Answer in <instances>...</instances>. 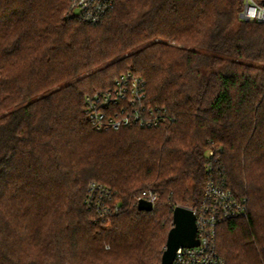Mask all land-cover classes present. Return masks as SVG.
<instances>
[{"label": "trees", "instance_id": "16d2710c", "mask_svg": "<svg viewBox=\"0 0 264 264\" xmlns=\"http://www.w3.org/2000/svg\"><path fill=\"white\" fill-rule=\"evenodd\" d=\"M72 2L0 0V264H162L213 147L248 199L217 227V251L264 264V24L240 17L244 0H117L97 24ZM129 72L171 120L97 131L85 98ZM91 181L120 208L109 225L85 203ZM146 189L151 212L138 210Z\"/></svg>", "mask_w": 264, "mask_h": 264}, {"label": "built area", "instance_id": "2783aa9c", "mask_svg": "<svg viewBox=\"0 0 264 264\" xmlns=\"http://www.w3.org/2000/svg\"><path fill=\"white\" fill-rule=\"evenodd\" d=\"M116 1L73 0L70 16L85 23L97 24ZM240 17L264 24V4L244 0ZM85 113L97 131H116L135 126L155 129L171 120L164 109L148 104L145 81L131 72L117 77L111 88L89 94L85 98ZM221 154L222 150L214 147L208 152L203 196L200 203L191 208L196 217L199 246L179 249L172 264H227L217 251V227L232 219L245 218L248 199L237 196L229 188L222 171ZM141 199L155 207L160 198L152 189H146L141 193ZM85 203L89 209L98 211L102 222L108 225L110 219L120 212L113 193L95 181L88 184Z\"/></svg>", "mask_w": 264, "mask_h": 264}, {"label": "water", "instance_id": "95a60500", "mask_svg": "<svg viewBox=\"0 0 264 264\" xmlns=\"http://www.w3.org/2000/svg\"><path fill=\"white\" fill-rule=\"evenodd\" d=\"M153 204L143 199L138 202V210L151 212ZM198 227L196 217L191 208L177 206L173 211V227L168 234L165 251L162 256V264H172L177 251L181 248L199 246L197 238Z\"/></svg>", "mask_w": 264, "mask_h": 264}, {"label": "rangeland", "instance_id": "374dc122", "mask_svg": "<svg viewBox=\"0 0 264 264\" xmlns=\"http://www.w3.org/2000/svg\"><path fill=\"white\" fill-rule=\"evenodd\" d=\"M164 246H165V244H164ZM166 247V246H165Z\"/></svg>", "mask_w": 264, "mask_h": 264}]
</instances>
